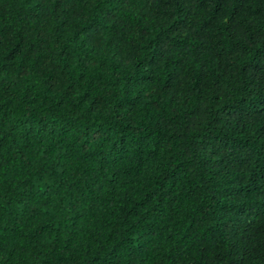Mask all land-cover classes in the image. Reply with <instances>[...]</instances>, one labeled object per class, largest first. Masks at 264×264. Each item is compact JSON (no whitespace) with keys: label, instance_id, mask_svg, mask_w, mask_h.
I'll use <instances>...</instances> for the list:
<instances>
[{"label":"trees","instance_id":"obj_1","mask_svg":"<svg viewBox=\"0 0 264 264\" xmlns=\"http://www.w3.org/2000/svg\"><path fill=\"white\" fill-rule=\"evenodd\" d=\"M0 264H264V0H0Z\"/></svg>","mask_w":264,"mask_h":264}]
</instances>
